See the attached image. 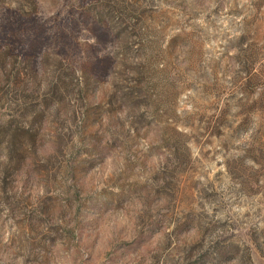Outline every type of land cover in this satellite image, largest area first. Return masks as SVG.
<instances>
[{"label": "rangeland", "instance_id": "rangeland-1", "mask_svg": "<svg viewBox=\"0 0 264 264\" xmlns=\"http://www.w3.org/2000/svg\"><path fill=\"white\" fill-rule=\"evenodd\" d=\"M0 264H264V0H0Z\"/></svg>", "mask_w": 264, "mask_h": 264}]
</instances>
